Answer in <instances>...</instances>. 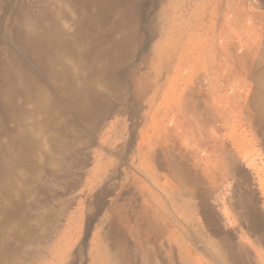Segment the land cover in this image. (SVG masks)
I'll list each match as a JSON object with an SVG mask.
<instances>
[{"label":"rangeland","instance_id":"rangeland-1","mask_svg":"<svg viewBox=\"0 0 264 264\" xmlns=\"http://www.w3.org/2000/svg\"><path fill=\"white\" fill-rule=\"evenodd\" d=\"M248 6L249 0H246L243 7L248 9ZM237 9V0H159L153 10V33L144 50L133 54L124 74V98L110 95L108 111L101 112L100 121L91 132H85L87 142L84 149L75 150L73 160L64 159L61 168L65 171L60 177L43 173L42 179L49 181L52 196L46 212L48 218L42 221L43 209L36 210L40 222L36 236L27 248L32 251L28 254L27 264H149L145 252L138 249L139 236L137 243L132 240L130 231L135 212L130 192L127 189L119 192L118 210L109 209L105 203L101 214L97 210L93 214V188L89 181L94 173L108 171V159L116 152H122L116 178H125V167L130 169L132 153L138 147L141 109L148 99H151L150 105L156 106L157 98L160 106L171 105L173 101L181 118V129L190 127L196 135H203L204 126L212 120L210 125L216 130L213 131L216 136L227 134L228 137V178L219 184V170L211 172L213 186L206 190V194L211 197L212 213L210 216L206 213L205 219L188 225V232L183 236L194 244L196 250L193 252L182 247L167 263L264 264V247L258 244L255 235L256 222H264L261 194L264 193V183L260 186V193L255 179L259 173L264 174V139L256 132L243 108L241 113L235 89L230 83L233 74L224 70L220 45L225 24L229 20L235 21L233 25L238 22ZM159 45L162 49L158 53ZM204 62L207 63L205 68L202 67ZM158 68L160 73L155 75ZM171 73L174 75L172 92L165 94V81ZM183 138L181 134V145L188 141ZM204 140L193 139L197 147L202 146ZM213 141L214 146H219L216 142L219 139ZM195 156V161L190 157L193 168L181 170L186 179L188 176L191 179L200 177L203 159L198 153ZM239 158L244 160L245 166ZM187 160L188 156L181 153V167ZM209 160L212 161L206 158V163ZM207 166L204 173L209 169ZM192 172L196 174L192 175ZM223 205L232 210L238 224L237 232H228L222 223L218 224L216 214ZM201 207L203 210V204ZM135 218H138L137 213ZM29 221L34 223L32 219ZM94 221L99 224L94 226ZM117 223L121 226H116ZM123 223L128 224V235L123 232ZM137 223L138 219L136 226ZM186 224L181 222V226ZM4 264H18V261L8 259Z\"/></svg>","mask_w":264,"mask_h":264},{"label":"bare ground","instance_id":"bare-ground-1","mask_svg":"<svg viewBox=\"0 0 264 264\" xmlns=\"http://www.w3.org/2000/svg\"><path fill=\"white\" fill-rule=\"evenodd\" d=\"M158 4L0 0V264L8 259L27 264L32 252L27 248L39 228L36 210L43 209L45 220L52 196L43 173L60 177L64 159L73 160L74 151L84 149L85 132L111 106L110 95L124 98V74L153 33ZM245 4L237 0L238 22L229 20L220 36L223 67L233 74L241 113L243 108L264 139V0H249L248 9ZM165 84V94H171L172 73ZM258 175L260 189L264 174ZM256 223V240L264 247V222Z\"/></svg>","mask_w":264,"mask_h":264},{"label":"crops","instance_id":"crops-1","mask_svg":"<svg viewBox=\"0 0 264 264\" xmlns=\"http://www.w3.org/2000/svg\"><path fill=\"white\" fill-rule=\"evenodd\" d=\"M158 99H156V106H151V101L148 99L146 106L141 109L138 147L132 153L130 169L126 170L125 167V178L122 180L116 178L117 163L122 155V152H116L113 158L108 159L106 174L103 171L94 173L89 183L93 188L91 203L93 214L96 210L101 214L105 203L108 204L109 209L118 210L119 192L123 189L130 192L135 212L130 231L132 240L137 243L136 239L139 236L138 249L142 253L145 252L149 264H156V262L157 264H168L170 257L173 259L180 248L183 247L193 252L196 250L194 244L185 240L183 236L188 232V225L201 218L205 219L206 213L209 216L212 213L211 197L210 194H206V190L209 191V188L213 186L211 172L215 170L216 173L219 170V184L228 178L226 169L228 137L227 134L216 136V132H213L216 130H213L210 125L212 120L207 121L209 124L204 126L203 135H196L190 127L185 130L181 129V118L176 112L177 108L173 101L171 105L160 106ZM190 133H194L193 136ZM181 134L185 137L183 139H188L187 143L182 145ZM197 138L205 139L202 146L198 143L200 146L197 147V143L193 141ZM255 138L253 135L254 141ZM214 139H219L216 141L219 146H214ZM181 153L189 158L186 162L184 161L186 167L184 165L181 167ZM197 153L203 159L200 163V177L191 179L188 176L186 179L181 175V170L188 169L189 171L193 168V165H190V157L195 161ZM234 154L236 155V152ZM206 158L212 161L209 160V163H206ZM239 160L245 166L244 160L242 158ZM206 166L209 169L204 173L203 169ZM192 173V175L196 174ZM202 204L203 210L201 209ZM136 213L138 218H135ZM216 215L219 225L222 223L228 232H237L238 224L226 205L221 206ZM137 219L138 226L135 224ZM181 222L188 224L181 226ZM98 224L94 221V226ZM118 225L120 224L117 223L116 226ZM127 225L123 223L122 227L126 235L129 233ZM117 232L120 233L119 230Z\"/></svg>","mask_w":264,"mask_h":264}]
</instances>
